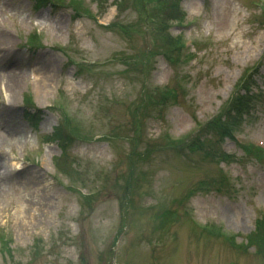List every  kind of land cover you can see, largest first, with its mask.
<instances>
[{
	"label": "rangeland",
	"instance_id": "1",
	"mask_svg": "<svg viewBox=\"0 0 264 264\" xmlns=\"http://www.w3.org/2000/svg\"><path fill=\"white\" fill-rule=\"evenodd\" d=\"M168 2L0 0V264H264L236 246L256 231L264 161L229 137L225 161L183 147L247 77L261 93L238 134L264 136V0H180L157 26ZM188 36L183 62L161 53Z\"/></svg>",
	"mask_w": 264,
	"mask_h": 264
},
{
	"label": "trees",
	"instance_id": "2",
	"mask_svg": "<svg viewBox=\"0 0 264 264\" xmlns=\"http://www.w3.org/2000/svg\"><path fill=\"white\" fill-rule=\"evenodd\" d=\"M34 1L35 3H37V5H46L50 3V0H34ZM173 1H175V3H169V2L162 3L159 9H152L153 10L152 15L158 18L156 21L155 17H151L152 22H156L158 26L163 24V17L166 18V22L168 19L175 18L179 13L178 4L180 0H173ZM73 7L75 8V10L78 11V8L76 6ZM159 14H161L163 17ZM34 37L35 34L33 33L30 39ZM179 40L180 38L173 39V37H171L170 41H168L167 44L165 43L163 50L161 52L167 56L174 55L175 62L179 60L178 53L180 48L177 46V44L179 45ZM157 52L158 51H156V53ZM146 63L147 62L143 60V58L141 57L138 59L136 65L145 66ZM84 65L85 64L83 63H78V66L80 68L81 66ZM247 78L241 82V85L242 84L244 85L245 92H243V94L242 93L238 94L237 98L229 101L228 105H230L231 108L227 110L223 116L214 118L212 121L207 123L201 130L202 131L201 134L193 137L187 143H184L183 147L187 148L188 151L191 152H193V150L205 151L207 149L205 153L208 155V157L217 156L218 160L220 161H225V159L228 158L229 155L225 153V151L222 149L219 140L223 141L226 137H229L230 139L232 138V134L239 128V123L242 118V115L250 107L249 105L252 102L254 96L250 94L247 90V85L251 83V82H246L248 80ZM171 89L176 92L175 88H171ZM171 89H169V92L172 91ZM38 112L40 111L31 113L28 110H26V114L30 120V123H32L34 126L37 125V119L39 116ZM63 128H64L63 126H55L52 133L49 136L52 140L56 141L58 145H60L61 149H64L65 146L68 144V142L72 140L71 136L68 135L69 134L68 131L64 130L65 128L64 129ZM178 150L182 151V147H179ZM244 150H246L247 153L252 154L256 158H258L259 160L263 158V155L259 151H256L252 148H244ZM203 156L206 157L204 152H203ZM219 185L221 189L225 188L226 181L223 175H221V181ZM261 229H263L262 233H261ZM255 230H256L255 232L252 231L250 234L246 236L245 243H238L236 246L237 247H240L242 245H246L248 247L253 246L255 247L257 252L264 253V217L263 216L256 219ZM204 231H207L209 233L207 229ZM34 257H36V255H34Z\"/></svg>",
	"mask_w": 264,
	"mask_h": 264
},
{
	"label": "bare ground",
	"instance_id": "3",
	"mask_svg": "<svg viewBox=\"0 0 264 264\" xmlns=\"http://www.w3.org/2000/svg\"><path fill=\"white\" fill-rule=\"evenodd\" d=\"M49 66H50L49 62L48 63L45 62L44 64L38 66L37 71H43L47 69ZM22 182H23L24 187L26 189H29L30 192L33 191L31 188H34L35 186L39 187V184H40L39 177H37L35 173H32L30 176H28L27 174L23 175L21 183Z\"/></svg>",
	"mask_w": 264,
	"mask_h": 264
}]
</instances>
